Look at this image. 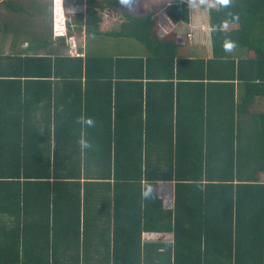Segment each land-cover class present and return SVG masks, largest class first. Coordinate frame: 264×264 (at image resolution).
Returning <instances> with one entry per match:
<instances>
[{
  "label": "trees",
  "instance_id": "16d2710c",
  "mask_svg": "<svg viewBox=\"0 0 264 264\" xmlns=\"http://www.w3.org/2000/svg\"><path fill=\"white\" fill-rule=\"evenodd\" d=\"M86 4L74 30L144 50L0 56V264H264V0L208 9V60L127 0Z\"/></svg>",
  "mask_w": 264,
  "mask_h": 264
},
{
  "label": "crops",
  "instance_id": "0c3cea01",
  "mask_svg": "<svg viewBox=\"0 0 264 264\" xmlns=\"http://www.w3.org/2000/svg\"><path fill=\"white\" fill-rule=\"evenodd\" d=\"M155 2H158L159 9L149 10L147 6H145L146 0H143V3L139 8H137V11L140 10L145 11L147 14H151L155 16V18L158 20L159 24L164 28L166 32L173 31L177 33L181 37H188V42L181 45L180 47V53L185 56H193L198 57L204 60H208L212 58V46H211V30L210 25L208 21V9L212 6H216L221 0H188L189 6L191 9L190 12V21L189 23H172L169 18L166 15H163L164 8L171 4L172 2H175L177 0H154ZM163 3H160V2ZM7 2V0H0V56H14L16 54H26L29 55H51V56H70L75 57L71 53L73 52V49L70 51V38H74V32L75 30L72 29L71 32H68L67 37H65L64 43L62 42L61 38L62 36H57L56 30L53 28L54 22L48 18L49 25L48 33H42L36 34L37 31V22L36 17L40 14L39 8L37 6H32L26 11H19L17 8V12L11 11L6 5L3 3ZM62 3V0H60ZM14 7V5H12ZM15 8V7H14ZM8 9V10H7ZM9 12H5V11ZM7 15V19L3 17L4 13ZM10 12H14L16 16L18 17L17 22L15 23L13 20H9ZM75 14V12H72ZM15 16V15H14ZM82 17V20L85 18V11L83 14L77 16ZM72 21V20H71ZM73 26H76L74 21H72ZM47 26V25H46ZM115 24L108 27L109 31H112L115 27ZM53 28V30L51 29ZM21 30H24L25 33L23 36H21ZM54 31V32H53ZM17 35V36H13ZM28 34V38H25V35ZM82 36H84V32H81ZM38 35V36H35ZM30 37V38H29ZM33 37H45L47 40V45L39 47L38 49H28L29 42L28 39H32ZM64 38V37H63ZM69 40V41H68ZM82 41V40H81ZM84 41V40H83ZM79 43V42H77ZM42 44V43H41ZM81 45L83 46L84 44ZM80 47V44H78ZM80 49H78V53H80L81 56H84L86 53L87 47L85 45ZM67 51V53H66ZM134 55V54H129ZM138 55V54H137ZM119 56V55H116ZM61 83V82H60ZM58 84V86L60 85ZM71 83V82H70ZM68 83L67 85H69Z\"/></svg>",
  "mask_w": 264,
  "mask_h": 264
},
{
  "label": "rangeland",
  "instance_id": "374dc122",
  "mask_svg": "<svg viewBox=\"0 0 264 264\" xmlns=\"http://www.w3.org/2000/svg\"><path fill=\"white\" fill-rule=\"evenodd\" d=\"M56 1L58 2L55 4V0H9L10 4L14 5L15 8H19L23 6V11H26L32 6L34 7L37 6V8H39L40 14L35 19L38 27L36 34H41V35L42 33L46 34L49 32V29H47L49 25L48 18H50L52 22H55L54 20L57 19V16L53 14L54 9H57V13H59V11L61 10L62 14L59 13L60 14L59 17L60 19H64V22H61L60 20V23L61 24L65 23V25H67L72 21H74L77 16L83 14L87 6L86 4L87 0H62V3L60 2V0H56ZM142 3L143 0H127L128 9L130 12H137V8H139ZM160 3L163 2L161 1ZM145 6H147L149 10H151L152 12L153 10L155 11L159 9L158 2H155L154 0H146ZM7 10L5 12H9ZM72 12H75V14H73ZM104 14L105 13H103V15ZM3 15H4L3 17L7 19L8 14L6 15L4 13ZM9 17H10L9 18L10 21L13 20L15 23H18L17 22L18 17L14 12H10ZM54 27L55 25H53V28ZM53 28L51 29L53 30ZM21 31H22L21 36H23L25 31L24 30ZM69 32L71 31L69 30ZM80 33H81L80 31L78 32L77 30H75L74 38H73L74 41L69 42L71 46L70 51L72 50V47L76 48L78 44H80L81 47L82 46L81 42L82 44L85 45V47H87V51H89V53L95 55H102V56H116V55H129V54L139 55L141 51L144 50L139 43H137L132 39H117V38L99 37V36H90L87 39L85 35L82 36V34ZM12 35L14 37L16 36L14 34ZM57 36H61V34L57 33ZM25 38H28V34L25 35Z\"/></svg>",
  "mask_w": 264,
  "mask_h": 264
},
{
  "label": "built area",
  "instance_id": "2783aa9c",
  "mask_svg": "<svg viewBox=\"0 0 264 264\" xmlns=\"http://www.w3.org/2000/svg\"><path fill=\"white\" fill-rule=\"evenodd\" d=\"M54 13H55V16H57V19H55V22H54V25H55V27H54V29L56 30V34L58 33V34H65V28H64V25H65V23L64 24H61L60 23V20H61V22H64V19H60V17H59V15L60 14H62V12H61V10L59 11V13H57V9H54ZM72 27V26H71ZM70 41L72 42V41H74L73 40V37L70 39ZM74 46V45H73ZM72 49H73V51L74 52H72L71 54L73 55V56H76L77 54H78V51H77V46H76V48H73L72 47Z\"/></svg>",
  "mask_w": 264,
  "mask_h": 264
},
{
  "label": "clouds",
  "instance_id": "9594fccd",
  "mask_svg": "<svg viewBox=\"0 0 264 264\" xmlns=\"http://www.w3.org/2000/svg\"><path fill=\"white\" fill-rule=\"evenodd\" d=\"M57 2H58V1L55 0V4H56ZM53 14L55 15L54 11H53ZM54 21H55V20H54ZM69 24H72V22L69 23ZM66 26H68V24H67V25H64V28H66ZM71 26H72V27H71L70 31H71L72 29H74L73 24H72ZM70 39H71V38H70ZM70 39H69V40H70ZM78 48H79V46L77 45V51H78Z\"/></svg>",
  "mask_w": 264,
  "mask_h": 264
}]
</instances>
